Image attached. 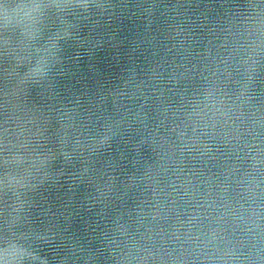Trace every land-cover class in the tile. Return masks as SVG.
<instances>
[{
  "label": "water",
  "instance_id": "water-1",
  "mask_svg": "<svg viewBox=\"0 0 264 264\" xmlns=\"http://www.w3.org/2000/svg\"><path fill=\"white\" fill-rule=\"evenodd\" d=\"M9 250L264 264V0H0Z\"/></svg>",
  "mask_w": 264,
  "mask_h": 264
},
{
  "label": "clouds",
  "instance_id": "clouds-1",
  "mask_svg": "<svg viewBox=\"0 0 264 264\" xmlns=\"http://www.w3.org/2000/svg\"><path fill=\"white\" fill-rule=\"evenodd\" d=\"M22 253L18 250L0 252V264H19Z\"/></svg>",
  "mask_w": 264,
  "mask_h": 264
}]
</instances>
